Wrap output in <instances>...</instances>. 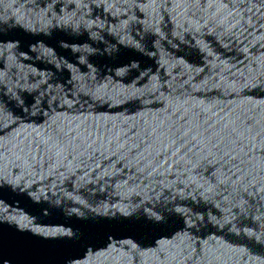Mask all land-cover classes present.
Returning a JSON list of instances; mask_svg holds the SVG:
<instances>
[{"label": "water", "instance_id": "95a60500", "mask_svg": "<svg viewBox=\"0 0 264 264\" xmlns=\"http://www.w3.org/2000/svg\"><path fill=\"white\" fill-rule=\"evenodd\" d=\"M48 8L0 0L2 264H264V0Z\"/></svg>", "mask_w": 264, "mask_h": 264}, {"label": "snow or ice", "instance_id": "6c2138e0", "mask_svg": "<svg viewBox=\"0 0 264 264\" xmlns=\"http://www.w3.org/2000/svg\"><path fill=\"white\" fill-rule=\"evenodd\" d=\"M56 5V0H49V8L44 10V18L46 21H48V17L50 15V12L54 11L57 13V15L52 16L51 20L48 21L49 23H52L55 26H59L61 29H66L68 32H78L79 30H81V28L83 26L86 25V21L84 20V16L87 15L86 13L84 15H81V13L83 12L84 8L89 7V0H68L67 5L66 6H74V10L71 11L70 13H64V14H60V10L58 9V7H54ZM93 37H95V33L92 34ZM63 35L61 36V39H63ZM130 44V42H128ZM67 46V45H65ZM17 47V45L15 43H9L8 44V48L12 49ZM3 49H0V52H2ZM45 52H47V50H44ZM72 51L80 54L81 59H80V63L81 64H85V63H89V60L87 58V54H90L91 49L89 48H73ZM117 56V59H119V54H115ZM127 61H123V64H127ZM90 66V63H89ZM116 67H118L120 69L119 72H117V75H122L124 72L126 71H131L132 69L135 68V65H131L130 67H124L122 64L118 63L115 65ZM0 67H2V65H0ZM73 71H75V69H73ZM92 71L94 72L95 69L93 68ZM11 91V90H10ZM18 102L23 105L25 103L24 98L23 97H18L17 98ZM38 105L37 103H34L33 106L36 107ZM0 203H2V201H0ZM145 208H148V205L145 204L144 206ZM182 209L177 208L176 212L180 213L182 212ZM149 218L157 221L159 224H161V226H163V218L160 215H156L155 214V209H151L148 210L145 213ZM58 235H63L64 237H66L67 239L62 241V243L67 244L69 247H73L74 246V241H73V234L71 232H66V233H58ZM127 244H129L133 249L135 248V244H132L131 241L126 242ZM70 259H73V257H70ZM0 264H2V258H0Z\"/></svg>", "mask_w": 264, "mask_h": 264}]
</instances>
